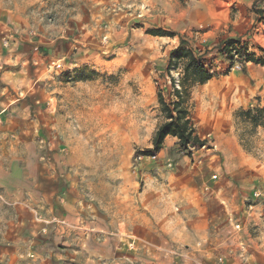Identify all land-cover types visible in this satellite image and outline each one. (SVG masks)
Listing matches in <instances>:
<instances>
[{"label": "rangeland", "instance_id": "obj_1", "mask_svg": "<svg viewBox=\"0 0 264 264\" xmlns=\"http://www.w3.org/2000/svg\"><path fill=\"white\" fill-rule=\"evenodd\" d=\"M262 1L255 0L257 3L253 5L250 0L168 1V4L180 3L178 8L170 5L174 13L179 6L187 7L186 19H176L177 14L170 16L171 19H124L120 26L122 36L113 44L107 41V30L104 31L110 19H87L86 23L97 30L101 43L106 40L103 43L106 47L94 49L96 57L82 62V66L58 62L61 66L56 68L57 63L52 62L51 68H46L42 60L38 81L26 86L24 71L13 74L16 65L8 56L10 50H21L23 43L33 46L41 36L54 39L67 31L65 14H86V11L94 15L96 4L91 6L87 0H0V101L2 96L23 97L30 93L39 101L35 105L27 102L23 105L26 107L19 114L29 115L25 121L14 119V114L3 108L7 99L3 97L5 104L0 103V264H67L75 252L78 257L87 246V233L101 240L106 232L96 230L100 226L110 231L122 217L143 215L145 208L139 207L137 195L141 187L135 175L148 162L135 169L134 156L152 149L148 144H152L154 131L164 120L157 93L160 91L169 102L175 99L171 81L179 89L182 64L177 61L168 67L170 51L183 41L201 51L200 62L211 73L210 80L189 88L193 120L208 109L209 101L206 96L203 99L204 93L219 89L221 84L227 86L238 74L247 79L244 69L247 61H243L240 70L231 69L235 56L234 60L228 59L231 50L224 46L228 39L234 41L232 48L264 59V30L256 31L263 19L251 23L250 16L252 11H264V3L259 7ZM154 2L155 6L165 4V0H127L125 5L130 6H124V10L133 9L136 4L139 11L145 10L141 5H154ZM193 9L205 10L206 17L192 19ZM150 13L155 16L158 10ZM175 22H178L177 30H173ZM78 29L77 25L70 33ZM259 99L258 95L253 96L249 106L238 107L231 113L233 138L250 168L244 181L235 175L238 184L245 187L243 202L230 209V220L225 224L223 219L224 225L210 235L212 243L203 255L212 260L211 264H264V126L254 125L241 115L245 110H264ZM215 150L213 154L221 160L215 157L213 164L218 162L222 166L224 157L219 151L214 153ZM230 158L232 162L236 159ZM167 160L172 161V167L166 166ZM158 161H165L164 170L170 175L168 182L176 205L184 203L189 194H195L187 183L192 178L190 171L196 172L204 164L201 154H184L176 139V146L158 155L154 163ZM36 166L46 178L58 173L57 166L63 175L71 177L79 197L77 209L72 210L77 214L65 219L58 217L54 205L51 211L44 205L42 226L24 232L21 229L24 216L21 202L27 198L24 183L26 178L35 177ZM221 170L215 179L211 175L210 180H225ZM132 187L137 196L130 198ZM255 188L262 192L258 198L251 196ZM117 194H120L118 199ZM82 198L91 204L90 208L79 209L85 202ZM73 221L88 230L83 229V235L76 236L73 230H78V226Z\"/></svg>", "mask_w": 264, "mask_h": 264}, {"label": "crops", "instance_id": "obj_2", "mask_svg": "<svg viewBox=\"0 0 264 264\" xmlns=\"http://www.w3.org/2000/svg\"><path fill=\"white\" fill-rule=\"evenodd\" d=\"M87 1L91 3V6L96 4L94 15L88 14L86 11V14L73 12L65 14L64 19H68V21L65 25L67 31L64 33L55 36L54 39H45L44 36H41L34 41V47L29 46L28 43H23L21 50H10L8 56L13 59L12 62L16 65L13 74L24 71L23 82L26 86L31 83L34 85L38 81L37 74L41 72V67L43 68L42 60L46 63V68H51L50 63L52 62H65L70 63V66H82V62L96 57L92 52L94 49L106 47L103 45L106 40H102L103 43H101L97 30L86 23L87 19H110L104 25L106 27L104 31L107 30L105 34L108 37L107 41L113 44L122 36L123 29L120 26L125 23L124 19H169L170 16L176 14L178 15L176 19H186L188 14L187 7L183 9L181 6L176 11L177 13H174V9L172 10L170 5L178 8V2L167 3L172 0H165V4L159 6H155L157 5L156 2L154 5H141L145 10L140 9V11L138 10L140 6L137 7V4L133 9L124 10V6H130V4L125 5L127 0ZM250 3L253 5L257 2L250 0ZM263 3L264 0L260 2V8H262ZM155 10H158V13L152 16L150 11ZM143 14L145 17L142 18L141 15ZM192 14V19L206 17L205 10L193 9ZM217 14L216 19H219V12ZM250 16L251 23H256L257 19H263L258 22L256 29L257 32L261 33V29L264 30V11H252ZM6 17L7 19H15L12 16ZM177 23L175 22L176 25H174L173 30H177ZM77 25L78 31L73 34L70 33ZM25 46L26 48L23 49ZM25 62H27L26 65H24ZM18 63L20 65H17ZM244 69L247 79H244L245 75L238 74L227 86L221 84L218 86L219 89L213 90L211 93H204L203 99L206 96L209 101L207 103L208 109L198 115L199 117H193L197 135L206 139L207 146L211 143L215 144L217 149L214 153L219 151V155L224 157L222 166L218 162L213 164L216 158L218 161L221 159L220 156L218 159L216 154H213L212 148H207L205 152L202 151L203 149L194 150V155L201 154L203 156L204 164L198 171H190L192 178L189 179L187 186L191 187L195 194H189L186 201L178 203V205H176V200L173 197L171 183L168 182L170 175L164 170L165 161L141 166L137 170L135 180L141 187L137 195L140 201L139 207L145 208L143 215L132 214L131 219L122 217L121 221L117 222L114 229L110 231L100 226L96 230L106 232L104 236L101 235V240H98L91 232L87 233L85 237L87 246L82 249L80 257H77L75 252L67 264L212 263L209 257L203 255L205 250L210 248L209 244L212 243L210 235L218 232L224 225L223 219L225 224L227 223L226 220H230L229 210L235 209L240 202H243L244 195H246L245 187L238 184L239 181L235 175L244 181L246 171L250 168L233 138L231 113L238 107L246 108L249 106L252 97L255 95L260 98L259 104L264 106V66L247 62ZM161 71L163 72V70H158V72ZM253 79L255 81L251 83ZM3 97L7 99L5 102L7 104L3 108L14 114V119L20 121L29 120V115L22 117L19 114L26 107L23 105L26 102L33 105L39 102L36 100V95L31 93L23 97L13 95L10 97L13 98L10 101L7 95L2 96V99ZM2 99L1 105L5 104L4 99ZM17 104L20 105L19 109ZM172 145L176 146V138L166 136L158 155L166 154ZM148 147H152V144L149 143ZM231 156L236 158L235 161L232 162ZM37 169L36 166L35 177L26 178L24 183V192L27 195V198H23L24 201L21 202V208L24 211L21 229L24 232L42 226L41 222L44 219L40 217L44 216V205H47L48 211H51L54 205L55 209L58 210L56 212L58 217L65 219H68L70 214H77L72 210L77 209L76 201L79 200V197L76 195L71 177L63 175L59 166H57L58 173H54L49 178L43 177V174ZM220 169H222L221 175L225 180L221 182L210 180L209 177L218 173ZM137 175L140 177L138 178ZM132 186H134V182H132ZM123 192L121 198L124 196ZM137 195H135L134 187H132L128 196L131 198ZM116 196L118 199L120 194ZM81 200L85 202H83V207L79 208L80 210L84 207L90 208L91 204L86 202L85 198ZM219 222L221 225L217 226L216 223ZM72 223L75 227L78 226L77 221ZM24 224L26 227L23 226ZM77 228L78 230H73L76 236L83 235L81 234L83 229L88 230L85 225H79Z\"/></svg>", "mask_w": 264, "mask_h": 264}, {"label": "trees", "instance_id": "obj_3", "mask_svg": "<svg viewBox=\"0 0 264 264\" xmlns=\"http://www.w3.org/2000/svg\"><path fill=\"white\" fill-rule=\"evenodd\" d=\"M151 33L157 34L155 31H151ZM233 43V39H228L226 45H224L228 47L227 49L231 50L227 53V56L229 54V60L233 59L235 56V59L241 62V64L243 61H247L264 66V59L256 58L252 53L245 55L244 50L240 48H232L231 44ZM231 52H234L235 54L233 55ZM200 57L201 51H198L191 46H187L183 41H180L179 45L170 51L168 67H173L175 62L180 61L182 64L183 75L182 78L179 79V89L174 87V82L171 81L173 95L175 96L173 101L166 102L162 97L161 92L159 91L157 93L158 103L163 112L164 120L154 131L152 136V149L145 151L146 153L152 151L158 152L162 147L166 136L175 137L177 139L179 150L186 155L191 154L192 147H200L206 143V141L201 140L196 133L189 107V88L197 84H203L211 79V73L200 62ZM259 113L261 114L260 116ZM241 115L246 121H249L254 125L261 124L264 126L263 108H259L255 111L245 110L241 112Z\"/></svg>", "mask_w": 264, "mask_h": 264}, {"label": "built area", "instance_id": "obj_4", "mask_svg": "<svg viewBox=\"0 0 264 264\" xmlns=\"http://www.w3.org/2000/svg\"><path fill=\"white\" fill-rule=\"evenodd\" d=\"M234 53V52H232ZM56 68H60L61 64L60 63H57L56 65ZM241 62H239L237 59L234 60V64L231 66V69H238L240 70L241 69ZM212 148L213 150L216 149V145L215 144H210L207 146V141L204 145L202 146H195V147H192L191 149L194 150V149H197V148H200V149H204V148ZM193 155V151L191 153V156ZM158 159V152H150V153H142V152H137L134 156V168H138L139 166H141L142 164H144L145 162L147 163H154L156 160ZM197 163H201V161H196ZM166 166L167 167H172V161L170 160H167L166 161ZM212 178L215 179L216 178V174H213L212 175ZM262 195V192H261V189H253L252 193H251V196L253 198H258L259 196ZM236 228H239V224H236L235 225Z\"/></svg>", "mask_w": 264, "mask_h": 264}]
</instances>
